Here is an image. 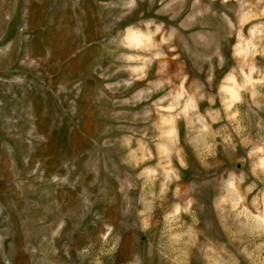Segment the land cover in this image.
<instances>
[{"label":"rangeland","instance_id":"obj_1","mask_svg":"<svg viewBox=\"0 0 264 264\" xmlns=\"http://www.w3.org/2000/svg\"><path fill=\"white\" fill-rule=\"evenodd\" d=\"M0 264H264V0H0Z\"/></svg>","mask_w":264,"mask_h":264}]
</instances>
